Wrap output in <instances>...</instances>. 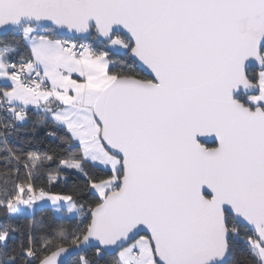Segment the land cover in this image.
<instances>
[{
    "label": "snow or ice",
    "instance_id": "1",
    "mask_svg": "<svg viewBox=\"0 0 264 264\" xmlns=\"http://www.w3.org/2000/svg\"><path fill=\"white\" fill-rule=\"evenodd\" d=\"M0 264H264V0H0Z\"/></svg>",
    "mask_w": 264,
    "mask_h": 264
},
{
    "label": "trees",
    "instance_id": "2",
    "mask_svg": "<svg viewBox=\"0 0 264 264\" xmlns=\"http://www.w3.org/2000/svg\"><path fill=\"white\" fill-rule=\"evenodd\" d=\"M25 138H27V137H25ZM31 147L40 148L41 150H43L45 145H42L39 143H33L31 145ZM31 221H35L37 223V225H39L41 223L46 225V224L53 223L55 221V218L52 215L51 208L46 207V206H41V207L35 209L34 212L30 215L22 213V218L20 220H18L17 223L21 228H24Z\"/></svg>",
    "mask_w": 264,
    "mask_h": 264
},
{
    "label": "crops",
    "instance_id": "3",
    "mask_svg": "<svg viewBox=\"0 0 264 264\" xmlns=\"http://www.w3.org/2000/svg\"><path fill=\"white\" fill-rule=\"evenodd\" d=\"M39 207H41V206L36 207V209L39 208Z\"/></svg>",
    "mask_w": 264,
    "mask_h": 264
},
{
    "label": "rangeland",
    "instance_id": "4",
    "mask_svg": "<svg viewBox=\"0 0 264 264\" xmlns=\"http://www.w3.org/2000/svg\"><path fill=\"white\" fill-rule=\"evenodd\" d=\"M32 213H33V212H32ZM32 213H31V214H32ZM29 215H30V214H29Z\"/></svg>",
    "mask_w": 264,
    "mask_h": 264
}]
</instances>
